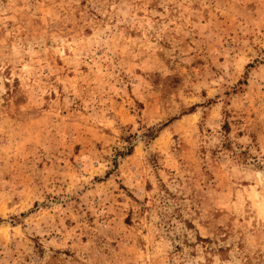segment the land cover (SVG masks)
<instances>
[{"label":"rangeland","instance_id":"1","mask_svg":"<svg viewBox=\"0 0 264 264\" xmlns=\"http://www.w3.org/2000/svg\"><path fill=\"white\" fill-rule=\"evenodd\" d=\"M0 264H264V0H0Z\"/></svg>","mask_w":264,"mask_h":264}]
</instances>
